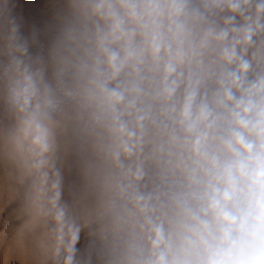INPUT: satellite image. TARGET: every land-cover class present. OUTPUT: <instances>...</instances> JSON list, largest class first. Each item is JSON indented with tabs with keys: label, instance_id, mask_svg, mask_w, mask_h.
I'll return each mask as SVG.
<instances>
[{
	"label": "clouds",
	"instance_id": "clouds-1",
	"mask_svg": "<svg viewBox=\"0 0 264 264\" xmlns=\"http://www.w3.org/2000/svg\"><path fill=\"white\" fill-rule=\"evenodd\" d=\"M0 0V264H264V0Z\"/></svg>",
	"mask_w": 264,
	"mask_h": 264
},
{
	"label": "rangeland",
	"instance_id": "rangeland-1",
	"mask_svg": "<svg viewBox=\"0 0 264 264\" xmlns=\"http://www.w3.org/2000/svg\"><path fill=\"white\" fill-rule=\"evenodd\" d=\"M28 7L30 9H32L33 7L39 9L38 0H30ZM10 211H11L10 208L5 211L4 213L5 219L2 222H0V248H2L3 245L7 242V239L10 235V227L12 223L11 220L8 218Z\"/></svg>",
	"mask_w": 264,
	"mask_h": 264
},
{
	"label": "trees",
	"instance_id": "trees-1",
	"mask_svg": "<svg viewBox=\"0 0 264 264\" xmlns=\"http://www.w3.org/2000/svg\"><path fill=\"white\" fill-rule=\"evenodd\" d=\"M32 9H33V10H36V11H38V10H39V9H38V8H36V7H33Z\"/></svg>",
	"mask_w": 264,
	"mask_h": 264
}]
</instances>
